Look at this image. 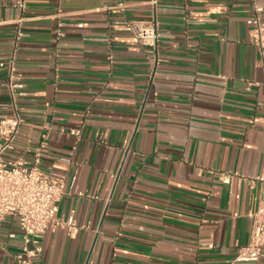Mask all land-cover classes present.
Masks as SVG:
<instances>
[{
  "label": "crops",
  "instance_id": "crops-1",
  "mask_svg": "<svg viewBox=\"0 0 264 264\" xmlns=\"http://www.w3.org/2000/svg\"><path fill=\"white\" fill-rule=\"evenodd\" d=\"M254 4L264 21V0H0V112L15 109L5 82L18 30L26 92L8 157H38L67 181L63 224L33 264H264V252L235 260L264 171ZM152 20L156 47L130 27ZM22 235L16 219L0 224V264H18Z\"/></svg>",
  "mask_w": 264,
  "mask_h": 264
},
{
  "label": "built area",
  "instance_id": "built-area-1",
  "mask_svg": "<svg viewBox=\"0 0 264 264\" xmlns=\"http://www.w3.org/2000/svg\"><path fill=\"white\" fill-rule=\"evenodd\" d=\"M262 11V7L254 4V12L247 19V24L250 26L251 43L258 49L264 66ZM130 27L142 45L150 47L158 45L156 20L148 23L132 22ZM22 35L20 30L16 32L13 52L8 61V78L5 82L15 109L12 114L0 112V224L9 218L16 219L24 240L22 250L16 255L17 263L33 264V260L42 253V240L47 230L58 223L63 224L56 218V212L57 202L67 192V181L64 174L45 172L39 164L38 157L34 163L23 156L8 157L9 152L15 147V140L23 122L16 107V99L18 95L26 93L25 84L15 70L17 47ZM262 120L264 122V108ZM64 160L70 161L68 158ZM233 176L232 173L222 172L219 178L223 183L230 184ZM258 182L260 200L254 214L250 240L245 245H238L236 261H257L264 252V171L258 177ZM66 224L69 229H74V218L70 217ZM9 237L14 238L16 234L10 233Z\"/></svg>",
  "mask_w": 264,
  "mask_h": 264
}]
</instances>
